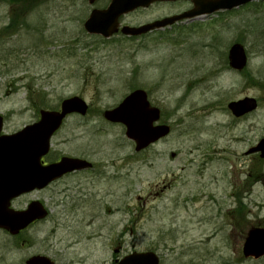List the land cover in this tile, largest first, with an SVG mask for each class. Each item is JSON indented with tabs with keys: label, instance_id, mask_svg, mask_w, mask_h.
<instances>
[{
	"label": "rangeland",
	"instance_id": "rangeland-1",
	"mask_svg": "<svg viewBox=\"0 0 264 264\" xmlns=\"http://www.w3.org/2000/svg\"><path fill=\"white\" fill-rule=\"evenodd\" d=\"M106 3L0 0L2 134L78 96L87 114L66 118L43 160L93 164L10 202L22 210L38 200L49 214L14 237L0 229V264L33 255L112 264L134 251H153L161 264H264L242 255L248 231L264 228V159L244 154L264 136V0L140 37L87 34L90 11ZM191 7L161 3L119 23L137 26ZM236 42L247 55L241 72L227 63ZM136 88L171 126L141 153L122 125L102 117ZM245 96L257 108L234 118L227 104Z\"/></svg>",
	"mask_w": 264,
	"mask_h": 264
},
{
	"label": "water",
	"instance_id": "water-1",
	"mask_svg": "<svg viewBox=\"0 0 264 264\" xmlns=\"http://www.w3.org/2000/svg\"><path fill=\"white\" fill-rule=\"evenodd\" d=\"M153 1L176 0H111L107 9L93 10L84 27L89 33L109 37L117 31V19L120 15L139 6H147ZM191 1L194 8L183 14L139 27L123 26L121 32L124 35H140L175 21L219 9H231L252 0ZM228 59L232 68L242 69L246 63L243 47L240 44H233L229 49ZM256 106V100L248 97L228 104V108L235 117L255 110ZM86 109L87 106L82 99L72 97L61 103L59 111H40L37 122L24 127L15 134L0 135V227L11 234H16L34 220L42 219L47 214L38 201L31 202L24 211H12L8 209L12 198L33 189L44 188L65 173L90 167V163L85 160L69 157H62L59 162L48 165L41 163V157L49 150L51 136L60 127L65 116L73 112L84 115ZM104 117L111 122L122 123L126 127L125 135L135 142V151L146 148L169 132L168 126L153 125L159 118V112L149 107L142 90L132 92L116 109L106 111ZM1 127L2 117L0 116V131ZM252 152H259L260 157L264 158V138L255 147L250 148L247 154ZM242 252L245 258L257 259L264 255V229L249 230ZM26 264L53 263L44 256H33L26 261ZM117 264H159V261L153 252H133Z\"/></svg>",
	"mask_w": 264,
	"mask_h": 264
},
{
	"label": "flooded vegetation",
	"instance_id": "flooded-vegetation-1",
	"mask_svg": "<svg viewBox=\"0 0 264 264\" xmlns=\"http://www.w3.org/2000/svg\"><path fill=\"white\" fill-rule=\"evenodd\" d=\"M106 1H110V0H105V2ZM104 1H101V0H96L95 2H94V4H96V3H105ZM106 6H107V3L105 4ZM152 6H155V4H151V5H149L147 8H145V9H149L150 7H152ZM140 10V9H139ZM139 10H137V11H139ZM142 10H144V9H142ZM34 224V223H33Z\"/></svg>",
	"mask_w": 264,
	"mask_h": 264
}]
</instances>
